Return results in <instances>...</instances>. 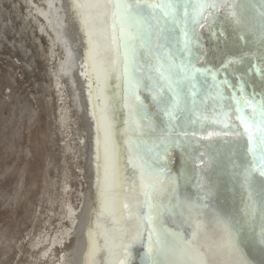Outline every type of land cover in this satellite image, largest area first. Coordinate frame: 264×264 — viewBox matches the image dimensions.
I'll return each mask as SVG.
<instances>
[{"label":"bare ground","instance_id":"obj_1","mask_svg":"<svg viewBox=\"0 0 264 264\" xmlns=\"http://www.w3.org/2000/svg\"><path fill=\"white\" fill-rule=\"evenodd\" d=\"M20 2L79 166L49 264H264V0H139L126 45L106 0Z\"/></svg>","mask_w":264,"mask_h":264},{"label":"rangeland","instance_id":"obj_2","mask_svg":"<svg viewBox=\"0 0 264 264\" xmlns=\"http://www.w3.org/2000/svg\"><path fill=\"white\" fill-rule=\"evenodd\" d=\"M20 6L0 0V264H49L45 252L66 230L60 215L79 166L48 64Z\"/></svg>","mask_w":264,"mask_h":264},{"label":"snow or ice","instance_id":"obj_3","mask_svg":"<svg viewBox=\"0 0 264 264\" xmlns=\"http://www.w3.org/2000/svg\"><path fill=\"white\" fill-rule=\"evenodd\" d=\"M107 3L112 5V15H111V27L113 30L112 39H116V31L119 29L121 35L124 38L125 45L129 39H134L133 33L128 30L127 21L129 18H132L134 9L139 3V0H136L135 3H129L128 0H106ZM105 0H96V6H104ZM218 7L215 3H199L196 5V12L199 14L205 8H215ZM264 123V122H262ZM246 131L249 132V137L255 136L256 133L252 130V125L246 127ZM259 136L257 137L259 141L260 154L258 156L254 155V162L258 163L261 167L262 174H264V127L259 129ZM122 264V262H121Z\"/></svg>","mask_w":264,"mask_h":264}]
</instances>
